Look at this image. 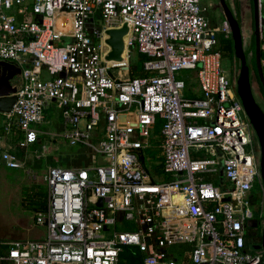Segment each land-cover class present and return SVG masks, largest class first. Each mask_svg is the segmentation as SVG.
<instances>
[{"label": "built area", "instance_id": "2783aa9c", "mask_svg": "<svg viewBox=\"0 0 264 264\" xmlns=\"http://www.w3.org/2000/svg\"><path fill=\"white\" fill-rule=\"evenodd\" d=\"M212 7L210 0H0V60L21 69L16 100L2 114L5 134L18 131L24 149L44 135L88 151L84 166L46 167L45 207L34 217L44 238H0V264H121L126 247L143 264H264L246 232L252 194L264 216L254 133L221 70L219 37L231 30L226 20L212 22ZM123 23L127 51L145 57L143 74L128 79L109 73L127 72V63L105 61V30ZM183 71L190 74L177 78ZM52 105L60 133L41 128ZM1 157L7 168L23 167L10 151ZM128 222L134 230H118ZM182 245L190 250L178 255Z\"/></svg>", "mask_w": 264, "mask_h": 264}, {"label": "rangeland", "instance_id": "374dc122", "mask_svg": "<svg viewBox=\"0 0 264 264\" xmlns=\"http://www.w3.org/2000/svg\"><path fill=\"white\" fill-rule=\"evenodd\" d=\"M217 0H210L214 5ZM261 15L264 17V0H261ZM12 12V11H11ZM250 1L239 0V17L241 19V28L243 42H247L249 33L252 28V19L250 14ZM97 21V16L95 17ZM212 20L217 27H220L225 19L222 8L219 5H215L212 10ZM110 21H108L109 23ZM127 35V34H126ZM124 36V44L127 45V36ZM227 42L222 44L221 51V70L230 82L233 90L236 89V82L239 75L240 64L239 61L231 52V44L229 38ZM129 59L127 65H129L130 72H134V76H140L142 74V64L144 56L139 54L136 49H131L128 52ZM109 73L112 76L118 74V70H110ZM190 72H180L176 76L179 79H185ZM264 74V73H263ZM131 78V77H130ZM19 80L16 82L18 83ZM196 90V87H195ZM236 93V92H235ZM200 92L195 93L199 95ZM189 96V95H188ZM239 99V98H238ZM61 113L55 105H52L48 111L45 112V118L48 123L42 125L43 131L60 133L62 130V121L60 117ZM5 125V118L0 114V133H3ZM159 130V126L157 128ZM14 134H19L18 131L12 130ZM255 138V145L257 140ZM42 143L28 147L27 149L20 148L12 141V155L19 159L23 163V167L19 169H10L4 165L0 157V238L4 240H41L44 238L45 229L37 226L34 221L35 213L45 207V194L46 189L43 183H41V177L44 174L46 167L51 161H56L59 166L74 168L73 164L69 165V160L81 162L87 161L88 151L81 147H71L65 143L62 139H50L47 136H42ZM43 146L46 148L44 149ZM1 155V153H0ZM38 155H40L38 157ZM51 156V157H50ZM257 156V155H256ZM38 157V158H37ZM259 161V155L257 156ZM58 160H61L62 163ZM32 171V175H29L27 171ZM35 177V179H34ZM227 185H225L226 187ZM224 188L220 187L222 190ZM248 201L251 206V210L254 214V218L249 221L247 228V239L249 244V250H254L255 244L261 240L259 236L260 230L262 231V225L264 222V216L259 217V198L252 194L249 196ZM134 223L128 222L124 227L118 228L121 231L134 230ZM125 251V249H124ZM121 262V256H120Z\"/></svg>", "mask_w": 264, "mask_h": 264}, {"label": "water", "instance_id": "95a60500", "mask_svg": "<svg viewBox=\"0 0 264 264\" xmlns=\"http://www.w3.org/2000/svg\"><path fill=\"white\" fill-rule=\"evenodd\" d=\"M219 4L231 30L235 58L240 61V70L236 82L235 92L241 102V105L257 140L260 152L258 163L264 186V111L257 104L253 96L250 83V70L246 63V54L243 49V36L240 19L235 17L230 5L226 2V0H219ZM259 11V0H253L255 62L257 73L264 90V75L260 63ZM127 33L128 26L125 23H123L119 28L105 30V34L108 36L105 43L110 48L105 57V61H122V54L124 51L123 38ZM18 80L20 82L16 83ZM20 83V67L15 63L0 60V114H7L11 111V108L16 100L14 94L18 91ZM40 142V140L37 141L38 144H40ZM98 163L102 164L100 160ZM95 205L101 207L102 200L99 199ZM254 250H262L264 252V222L262 225L260 245L254 247Z\"/></svg>", "mask_w": 264, "mask_h": 264}, {"label": "trees", "instance_id": "16d2710c", "mask_svg": "<svg viewBox=\"0 0 264 264\" xmlns=\"http://www.w3.org/2000/svg\"><path fill=\"white\" fill-rule=\"evenodd\" d=\"M232 2L234 4V8L232 9V11H233L235 17L237 18V17H239V14H238V12H239V0H232ZM240 25H241V22H240ZM241 30H242V28H241ZM252 30H253V28H251V34L249 33V35H251L250 36V38H251L250 47L244 49V51H245V54H248V52L252 53V65H253V69H254V72L256 74V77L258 78L257 70H256V67H255V52H254L255 51V41H254V34H253ZM219 40H220V46L222 44H224L225 42H227V40L224 39V37L222 35L219 37ZM229 40H230L229 42H230L231 48H232L231 52L234 55L233 42H232V36L231 35L229 36ZM260 58H262V55H260ZM144 60H145V58H144ZM128 71L130 72V68H129ZM262 71L264 73V67H262ZM134 75H135L134 72L131 71L130 77L133 78V77H135ZM258 83H259V88H260L261 95H262V97L264 99V90H263L262 84L260 83L259 79H258ZM49 159H50L49 166H59L58 165L59 163H57L56 161H54V162L51 161L52 158H49ZM58 161H60L62 163L61 160H58ZM87 162L88 161H83L82 160L79 163L77 161L75 162V161H72V160L70 161L69 160V165L73 164L74 168H76V167H81V166L86 165ZM67 168H69V167H67ZM261 232L262 231L260 230V233H259L260 236H261ZM173 250H174V252L178 253V255H182L184 252H186V251L188 252L190 250V247L187 246V245H182V246L175 247ZM184 262H188V257L187 256L184 258ZM121 264H143L142 263V256H141V254L138 252V250L136 248L126 247L125 251L121 254Z\"/></svg>", "mask_w": 264, "mask_h": 264}, {"label": "flooded vegetation", "instance_id": "af4514ba", "mask_svg": "<svg viewBox=\"0 0 264 264\" xmlns=\"http://www.w3.org/2000/svg\"><path fill=\"white\" fill-rule=\"evenodd\" d=\"M249 1H250V11H251L250 14H251L252 28H253L252 31L254 32L253 0H249ZM226 2L230 5L231 9L234 8V4H233L232 0H226ZM259 4L261 5V0H259ZM215 5H219L220 6L219 0H217L215 2V4L213 5V7ZM213 7L209 11V15H210L211 19H212V10H213ZM237 18L240 19V17H237ZM212 22H213V20H212ZM250 34H251V32H250ZM250 36L251 35L248 36L247 42H243V49H246V48L250 47V44H251V38H250ZM246 63H247V65L249 67V70H250V83H251V87H252V92H253L254 99L257 102V104L261 107V109L264 111V99H263V97L261 95L260 88H259V83H258L259 76L257 78L256 77V74L254 72L253 65H252V53L251 52H248V54H246ZM239 64H240V61H239ZM255 67H256V62H255ZM260 83H261V81H260ZM259 154H260L259 147H258V144H256V155L258 156ZM260 242H261V240L258 243H254L255 244V247L258 246V245H260Z\"/></svg>", "mask_w": 264, "mask_h": 264}, {"label": "crops", "instance_id": "0c3cea01", "mask_svg": "<svg viewBox=\"0 0 264 264\" xmlns=\"http://www.w3.org/2000/svg\"><path fill=\"white\" fill-rule=\"evenodd\" d=\"M127 35H126L127 36L126 39H127V43H128V39H129V36H130V31H128ZM127 59H128L127 45L124 44V51H123V54H122V61H121V63L122 64H126L127 63ZM108 64L109 65H115L116 63L109 62ZM116 76L122 77L124 79L130 78L129 71H127L125 73H122L121 71H118V74ZM44 120H45V123L47 124L48 121H46V118H44ZM45 132H48V131H45ZM54 132H49V133H54ZM55 133H57V132H55ZM14 137H15L14 142L16 144H18V139H19L18 133L17 134H14V132H12V133H9V134H5L4 130H3V133H0V153H1L0 157L2 156V153L3 152H5V151H8L9 152L10 151V153H12L13 152L12 150L14 148H17L18 145L17 146H14V148H12V141H13ZM1 161L3 162L2 159H1Z\"/></svg>", "mask_w": 264, "mask_h": 264}, {"label": "bare ground", "instance_id": "6f19581e", "mask_svg": "<svg viewBox=\"0 0 264 264\" xmlns=\"http://www.w3.org/2000/svg\"><path fill=\"white\" fill-rule=\"evenodd\" d=\"M130 37V36H129Z\"/></svg>", "mask_w": 264, "mask_h": 264}]
</instances>
